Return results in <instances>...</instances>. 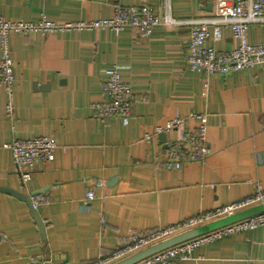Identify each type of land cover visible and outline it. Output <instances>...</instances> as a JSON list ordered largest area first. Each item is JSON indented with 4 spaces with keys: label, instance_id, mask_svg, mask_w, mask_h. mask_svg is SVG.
Here are the masks:
<instances>
[{
    "label": "crops",
    "instance_id": "obj_1",
    "mask_svg": "<svg viewBox=\"0 0 264 264\" xmlns=\"http://www.w3.org/2000/svg\"><path fill=\"white\" fill-rule=\"evenodd\" d=\"M168 1L183 24L173 30L158 26L147 38L131 29L10 38L14 112L8 114V95L0 86V189L40 192L45 236L30 205L0 190V264H96L132 234L179 225L264 189V67L209 76L187 63L192 22L214 18L226 0H0V17L88 22L113 17L116 4L147 5L164 15ZM221 28L222 40L209 45L237 48L231 28ZM248 42L264 44V22L250 26ZM115 66L134 95L128 126L119 118L102 122L93 109L104 100L106 71ZM191 114L208 116L211 154L169 170L168 144L196 131L198 121L165 133L166 142L156 130ZM42 136L58 143L55 160L38 165L24 184L5 145ZM99 181L105 187L98 188ZM90 191L95 199L86 206ZM176 264H264V226L202 246Z\"/></svg>",
    "mask_w": 264,
    "mask_h": 264
},
{
    "label": "built area",
    "instance_id": "obj_2",
    "mask_svg": "<svg viewBox=\"0 0 264 264\" xmlns=\"http://www.w3.org/2000/svg\"><path fill=\"white\" fill-rule=\"evenodd\" d=\"M264 22V0H226L220 5L214 18L202 19L192 22L194 27L190 33L189 56L187 63L189 69L207 75H227L232 72L249 71L258 66L264 67V44L252 45L248 42V30L254 23ZM182 21L172 16L170 2L166 3L164 15H157L147 6H114V16L107 19L92 21H78L68 23H55L43 17L39 22L9 21L0 17V86L5 88L8 95L6 110L9 115L14 112V84L15 63L11 55L10 38L13 35H50L55 33H71L95 30H111L119 34L131 29L138 31L143 38L150 37L156 27L162 26L166 30H173L182 25ZM214 28L209 31L208 26ZM221 25L231 28L238 47L231 51H220L209 42L218 43L222 40ZM121 68L112 67L106 71L107 79L103 85V102L93 105L97 119L106 122L113 118L122 120L128 126L132 116L134 95L129 85L121 78ZM189 120H197V130L187 132L180 140L168 144L165 156V167L169 170H180L186 163L204 162L211 154L207 143L208 116L178 115L164 129H157L156 133H170L182 128ZM153 135H145L146 141H151ZM12 154L15 165L22 182L28 184L33 179V173L38 165L51 163L55 160L58 143L48 136L35 137L27 140H14L5 145ZM98 188L105 187L103 181L97 183ZM95 199L93 191L88 192L84 205L88 206ZM34 210L39 211L45 205L43 196L31 197ZM264 203V189L260 188L250 198L215 208L203 213L189 221L160 229L147 234L130 235L123 246L111 257L102 259L96 264H116L145 249L153 247L171 238L206 226L218 219L232 216L235 213ZM264 226V211L240 220L230 225L195 237L191 240L177 244L145 258L135 264H176L177 261L189 260L192 253L205 245L233 236L235 234L253 231ZM33 264H46L34 262Z\"/></svg>",
    "mask_w": 264,
    "mask_h": 264
},
{
    "label": "water",
    "instance_id": "obj_3",
    "mask_svg": "<svg viewBox=\"0 0 264 264\" xmlns=\"http://www.w3.org/2000/svg\"><path fill=\"white\" fill-rule=\"evenodd\" d=\"M160 139L162 142H166V134L165 133H161L160 134ZM167 146V145H166ZM168 148V146H167ZM0 190H4L6 192H12L14 195H16L17 197H19L20 199L26 201L32 211H33V214L38 222V225L40 227V230H41V233H42V236L44 237L45 236V226L43 224V221L41 220L40 216H39V213L38 211L34 210L33 206H32V203H31V197L33 196H38L40 194V192L38 193H32L31 195H23L21 193H18V192H15V191H9V190H6V189H0ZM261 211H264V206H261V207H258L256 210L254 211H251L253 213H257V212H261ZM251 212H244V213H241V214H238V215H235L234 217H231V218H228V219H225V220H222V221H219V222H216V223H212V224H209V225H206V226H203V227H200V228H197L195 230H192V231H189L187 233H184V234H181L179 236H176L174 238H171L167 241H164L162 243H159L153 247H150L148 249H145L127 259H124L123 261H120L116 264H135L145 258H148L158 252H161L167 248H170L172 246H175L177 244H180V243H183L185 241H188V240H191L195 237H198L200 235H203V234H206L208 232H211V231H214L222 226H226V225H229V224H232V223H235V222H238L240 220H243L244 218H246L248 216V214H250Z\"/></svg>",
    "mask_w": 264,
    "mask_h": 264
}]
</instances>
